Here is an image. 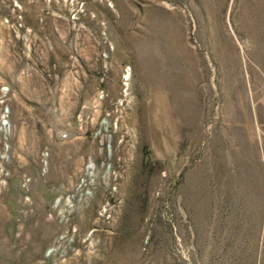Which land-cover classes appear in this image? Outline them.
I'll list each match as a JSON object with an SVG mask.
<instances>
[{
	"label": "rangeland",
	"instance_id": "obj_1",
	"mask_svg": "<svg viewBox=\"0 0 264 264\" xmlns=\"http://www.w3.org/2000/svg\"><path fill=\"white\" fill-rule=\"evenodd\" d=\"M3 83L0 264H264V0H0Z\"/></svg>",
	"mask_w": 264,
	"mask_h": 264
},
{
	"label": "built area",
	"instance_id": "obj_2",
	"mask_svg": "<svg viewBox=\"0 0 264 264\" xmlns=\"http://www.w3.org/2000/svg\"><path fill=\"white\" fill-rule=\"evenodd\" d=\"M11 92V88L10 85L8 83H3L0 85V97H1V101L0 103H2V123H1V129L2 128H8L9 127V114H10V108L8 105H6L5 102V98L9 95V93ZM5 105V108H4ZM5 151H7L5 149ZM8 153H3L1 154V158L5 161L8 160ZM44 157V164L47 165V156H43ZM10 176V171L4 166V164H0V181L1 183H6L7 182V178ZM30 177H25L23 180V186L25 185V187H28L29 183H30Z\"/></svg>",
	"mask_w": 264,
	"mask_h": 264
},
{
	"label": "trees",
	"instance_id": "obj_3",
	"mask_svg": "<svg viewBox=\"0 0 264 264\" xmlns=\"http://www.w3.org/2000/svg\"><path fill=\"white\" fill-rule=\"evenodd\" d=\"M146 160H147L148 164H151V161L149 159H146Z\"/></svg>",
	"mask_w": 264,
	"mask_h": 264
}]
</instances>
